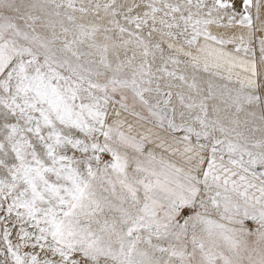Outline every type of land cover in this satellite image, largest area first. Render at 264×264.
Instances as JSON below:
<instances>
[{
    "label": "rangeland",
    "instance_id": "374dc122",
    "mask_svg": "<svg viewBox=\"0 0 264 264\" xmlns=\"http://www.w3.org/2000/svg\"><path fill=\"white\" fill-rule=\"evenodd\" d=\"M0 86V264H264V0H0Z\"/></svg>",
    "mask_w": 264,
    "mask_h": 264
},
{
    "label": "bare ground",
    "instance_id": "6f19581e",
    "mask_svg": "<svg viewBox=\"0 0 264 264\" xmlns=\"http://www.w3.org/2000/svg\"><path fill=\"white\" fill-rule=\"evenodd\" d=\"M191 70V72H189V69H186L184 71V75L182 76V80H181V83L188 87V88H191V85H190V80L193 79L194 83H197V85L199 87H201L202 89H205L208 93V91H210L212 89V93H216L218 95H226L228 94L229 92H231L232 89L229 88V83L224 79V78H221V77H218L216 76L214 73H204L192 66L190 67H187ZM3 83V82H2ZM1 87V86H0ZM3 87V86H2ZM198 88V87H197ZM200 88V89H201ZM211 88V89H210ZM200 89L198 88V90L194 89L197 93L200 92ZM2 90V89H1ZM254 105V103L252 104ZM250 106V108H254L253 106ZM38 106V105H37ZM43 106V105H42ZM216 105H212V108L216 111L217 109L215 108ZM2 107V108H1ZM9 108V107H8ZM51 109V108H50ZM48 109V110H50ZM40 110V109H38ZM44 110H47L44 109ZM51 111V110H50ZM41 112V111H40ZM4 113V104H3V101L1 100L0 102V133L1 131H3V129H7L11 132L12 130V127L11 126H5V121L3 120L2 118V115ZM51 113V112H50ZM49 113V114H50ZM55 113V111H54ZM57 113H55V116H56ZM48 115V113H47ZM43 116H44V113H43ZM50 118V117H49ZM55 118V117H54ZM58 119V117H56ZM231 118V117H230ZM226 119L227 121V124H231L232 122H230V120L232 119ZM45 119V118H44ZM51 119V118H50ZM9 120V119H8ZM31 120V119H30ZM44 121V120H43ZM42 121V122H43ZM60 121V120H59ZM58 121V122H59ZM51 122V121H50ZM41 123V122H40ZM63 123V122H62ZM27 124V123H26ZM60 124V123H58ZM42 125V124H41ZM48 125V124H47ZM49 126V125H48ZM50 126L52 129H54L56 131V128H57V125H54V123H50ZM40 127V126H39ZM46 127V126H45ZM22 128L24 129L23 125H22ZM22 128L21 127H18L19 130L22 131ZM41 128V127H40ZM51 129V131H52ZM49 131V128L47 129ZM55 131L50 134H52V136H55ZM63 131V130H62ZM7 132V131H6ZM50 132V131H49ZM67 132V131H66ZM4 133V132H3ZM78 134V133H77ZM3 135V134H2ZM0 135V159H5L7 158V154L9 153L8 152V142L10 144V141H8L6 138H2L3 136ZM51 136V135H50ZM9 137V135H8ZM11 137H13L11 135ZM27 139L29 140V143L32 144L33 146V141L34 139L31 137V135H27ZM55 139V138H54ZM12 141V140H11ZM13 143V141H12ZM11 143V144H12ZM240 143V141H239ZM242 145V143H240ZM11 147V146H10ZM42 147V146H41ZM245 147V146H244ZM46 148V147H45ZM43 149V147H42ZM10 151V150H9ZM42 151V150H41ZM7 152V154H5ZM11 152V151H10ZM10 156V155H9ZM38 158H40L41 160L42 159H47V150L45 149V154H44V151L42 152H39L38 153ZM6 157V158H5ZM9 160V159H8ZM3 161V160H2ZM40 161V160H39ZM46 161V160H45ZM43 161V162H45ZM4 162V161H3ZM6 163V162H5ZM41 163V162H39ZM58 169V168H57ZM50 170V169H49ZM38 173H35L37 175L35 176H28L27 179L25 180L24 183H26V185H29L28 187H25V189L22 191V202L25 203L26 205H32L35 209L39 210L41 212V210H49V211H55L57 209H59L61 206H65L64 204L67 202V197L64 198V204L61 203V199L57 196L56 194V189L54 187H52L49 182L47 181V177H46V173H55V171L51 170V171H48L45 166H40V168L38 169L37 171ZM56 178V176H55ZM60 178V177H59ZM53 180V179H52ZM2 181V180H1ZM59 181V180H58ZM62 182V180H60ZM54 183V181H51ZM60 182V183H61ZM56 183V182H55ZM62 184V183H61ZM58 190V189H57ZM219 193L220 190L218 191ZM63 196V195H62ZM229 196V195H227ZM216 201V200H215Z\"/></svg>",
    "mask_w": 264,
    "mask_h": 264
}]
</instances>
